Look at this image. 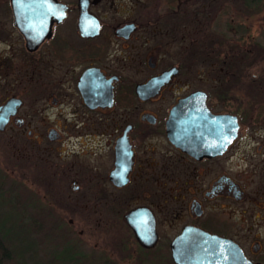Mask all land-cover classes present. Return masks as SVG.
Listing matches in <instances>:
<instances>
[{"label":"flooded vegetation","instance_id":"af4514ba","mask_svg":"<svg viewBox=\"0 0 264 264\" xmlns=\"http://www.w3.org/2000/svg\"><path fill=\"white\" fill-rule=\"evenodd\" d=\"M85 1L0 0L5 181L22 170L39 192L34 212L64 230L126 231L121 252L264 264V112L239 113L235 81L237 64L263 55L253 42L264 19L242 0L246 15L229 19L211 16L220 0ZM157 1L175 14L194 1L207 17L189 30L177 21L175 35ZM134 210L151 248L125 221Z\"/></svg>","mask_w":264,"mask_h":264},{"label":"rangeland","instance_id":"374dc122","mask_svg":"<svg viewBox=\"0 0 264 264\" xmlns=\"http://www.w3.org/2000/svg\"><path fill=\"white\" fill-rule=\"evenodd\" d=\"M220 2V8L211 14V16L218 12L215 18L221 17L229 19L232 16V13L230 12L231 9L232 11L235 10L239 12L242 17L246 15V12L239 4V0H220ZM222 2H225L227 11L224 9V11L222 10L223 12L221 11L223 6ZM202 10L203 9L200 10L199 5H196L194 1H192L186 12L175 14V10L169 11L167 8L165 9L160 5V2L157 1L156 17L160 19L164 25L167 23L169 26L173 25L171 26L173 28L171 31H173V34L177 35L180 33L178 31V26H176L175 23L177 21L182 23L181 20L188 19L187 24L189 25V30L194 20H199L202 23V18L207 17L206 11L203 12ZM118 11L125 12L126 7L121 5ZM109 15L112 14L109 13ZM208 15H210V11H208ZM256 16L257 15L253 14L252 19L255 20ZM126 17L127 16H125V18ZM163 28H167V32L170 30V27H167V25ZM252 34L255 35V32ZM210 41L211 40L206 38V42L208 44ZM253 44L263 48L264 38L254 39ZM248 48L251 49V47ZM258 52L253 53V65L251 68H248V63L245 61L237 64L235 80L236 99L238 109L241 111L239 113L241 114H243L242 110H245L246 114H258L259 106H264V90L262 86L264 83V73H262L264 71V50L262 51L263 55L260 53V50ZM249 104H252L253 106H245ZM254 105H259L257 107V112H254ZM245 141V137L240 140V142H242L241 146L245 145ZM3 152L13 155L18 153V151L9 150L7 147L3 149ZM0 172L1 175H3V172ZM9 187H11L10 194L7 192L6 195L0 197V227H4L5 223L7 224L11 221L13 223H17V220L22 213L17 210L16 207L24 206L25 222L24 220L23 222H31L33 225L32 230L28 233L27 241L25 244L21 245L23 247V245L31 244V248L29 247L30 249L26 251V254L24 255L26 257V261L30 258L31 261H29V264L32 263L31 258L42 260V263L46 264V259L47 257L49 258L52 252L61 251L63 248L67 249L71 247L75 249V252L80 253L87 259L84 260L85 263L80 261L79 264H167L165 263L166 260L164 254H153L152 252L145 253L138 251L140 253L139 254L135 248L131 246V244L126 245V247H129L127 252H121L118 246H120V242H123L124 244V241L127 239V235H124L123 238L121 237L122 232L127 234L124 230H86V228H84V230H64L55 223L54 219L48 217H37L36 215H38V212H34L35 209L30 210L27 207H33L35 205L33 202L37 199L39 192L34 186H27V184L24 183L22 170L20 169H14L11 171V177L6 181L4 179V186L3 188H0V190L5 189L6 191ZM9 196L17 197L18 202L15 205L13 200H11V203L8 202ZM29 201L32 204H28ZM13 205L16 207H13ZM61 220L63 224L66 225L65 223L67 218ZM81 223L82 222L77 218L76 226L80 227ZM24 229L27 230L26 227H24ZM78 231H82V234L79 235ZM24 236L26 237V235Z\"/></svg>","mask_w":264,"mask_h":264},{"label":"trees","instance_id":"16d2710c","mask_svg":"<svg viewBox=\"0 0 264 264\" xmlns=\"http://www.w3.org/2000/svg\"><path fill=\"white\" fill-rule=\"evenodd\" d=\"M242 3L249 7H250V4H252L251 8L254 10V13L257 14L255 20L264 19V13H262L260 9L259 10L256 9L257 5L259 4L258 0H242ZM224 8L226 7L222 6L221 11ZM241 28H244V27H241ZM258 109H259L258 114H261L264 112V106L260 105ZM3 186H4V173L3 175H1V172H0V188H3ZM10 189L11 187H9V189L6 191L5 189L4 190L2 189L3 191L0 190V197L1 196L3 197V195H6L7 192L10 194ZM11 200H13L14 205L18 202L17 197L9 196L8 202L11 203ZM14 205L13 207H16ZM34 207H35V210H38L39 206L37 203H35ZM16 209L22 213L21 216L18 218L17 223L16 222L13 223L11 221V222H8L7 224L5 223L4 227H0V264H29V261H31L30 258H28L29 260L26 261V257L24 256L26 254V251H28L31 248L30 246L31 244L23 245V247L21 245L25 244V242L27 241L28 233L30 232V230H32L33 225L31 224V222H26L27 224L24 223L25 222L24 206L16 207ZM36 216L43 218L39 215H36ZM24 227H26L27 230L24 229ZM24 235H26L27 238ZM74 250L75 249L71 247L67 249L63 248L61 249V251L52 252L49 258L47 257L46 264H79L80 261L84 262V260L86 259L85 256L81 255L80 253L75 252ZM137 253L139 252L137 251ZM31 259H32V263L30 264H44L42 263V260H37L33 258Z\"/></svg>","mask_w":264,"mask_h":264},{"label":"water","instance_id":"95a60500","mask_svg":"<svg viewBox=\"0 0 264 264\" xmlns=\"http://www.w3.org/2000/svg\"><path fill=\"white\" fill-rule=\"evenodd\" d=\"M79 3L82 9L86 8L85 0H79ZM135 214H136V210L128 213L125 216V221L128 224V226L132 229L131 231L137 243L143 248H151L155 241V235L153 233V230H137L139 225L137 226L134 222H132Z\"/></svg>","mask_w":264,"mask_h":264}]
</instances>
